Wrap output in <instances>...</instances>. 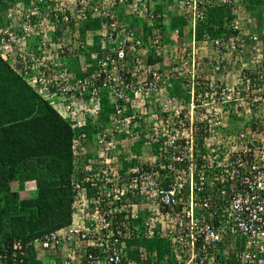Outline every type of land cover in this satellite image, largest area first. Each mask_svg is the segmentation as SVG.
Returning <instances> with one entry per match:
<instances>
[{
    "label": "built area",
    "instance_id": "1",
    "mask_svg": "<svg viewBox=\"0 0 264 264\" xmlns=\"http://www.w3.org/2000/svg\"><path fill=\"white\" fill-rule=\"evenodd\" d=\"M215 3L236 16L229 36L205 40L215 63L207 80L199 73L194 28ZM239 3L173 0L186 25L168 34L159 25L167 26L169 17L148 0L8 3L0 20V58L72 128L96 127L98 147L93 169L85 168L88 174L73 183L77 199L70 224L30 243L14 240L10 264H32L25 261L29 246L39 253L60 249L59 264H158L156 252L128 246L152 238L168 242L170 264H264L262 40L246 32ZM123 5L131 12L119 21L115 11ZM131 14L148 25L146 36L142 25L127 24ZM93 19L102 21L99 50L91 55L95 67L83 77L67 66L77 59L84 69L85 43L65 37L72 26ZM69 41L73 46L67 47ZM91 44L88 39L86 46ZM149 54L167 64L165 74L160 62L147 65ZM230 62L238 64L234 81L211 78ZM177 79L184 81L182 98L168 94ZM101 93L111 107L107 121L101 118ZM229 108L238 117L241 108L248 116L255 112L253 129L220 134ZM143 125L148 131L142 146H158L146 156L130 155L134 163L120 173L113 151L120 144L128 150ZM85 139L83 132L73 138L75 156L85 153ZM221 242L224 247L217 248ZM5 259L0 254V264Z\"/></svg>",
    "mask_w": 264,
    "mask_h": 264
},
{
    "label": "trees",
    "instance_id": "2",
    "mask_svg": "<svg viewBox=\"0 0 264 264\" xmlns=\"http://www.w3.org/2000/svg\"><path fill=\"white\" fill-rule=\"evenodd\" d=\"M29 1L0 0V8L2 7L0 20L8 3L22 2L28 5ZM118 8L115 15L119 21L130 15L131 11H128L125 5ZM155 9L160 11L162 6L156 5ZM230 11L232 10L217 6L215 3L206 10L205 19L195 25L194 38L197 43L200 70L206 69L208 74L211 65L215 63L212 60L213 56L208 55L206 51L205 40L230 35L229 23L236 16L231 15ZM164 14L169 17L167 26L159 25V27L156 22L152 23L153 26L156 25L161 29V33L168 34L176 28L180 30L186 24V20L180 16L168 15L166 12ZM237 14L245 15L246 19H250V25L254 24L259 36L264 35V0H241ZM131 15L128 21L125 20L127 24L142 25L146 30L144 34L146 36L149 33L148 25L142 23L135 14ZM101 22V20H89L80 26H72L70 32L66 34V39L76 37L77 42L85 43V48L81 51L85 57L83 71L77 69L79 65L77 59L67 66L77 75L89 76L95 67L91 55L99 50L98 32L101 30ZM88 39L92 44L86 46ZM69 42L67 47L73 46V43ZM166 42L169 43L170 39L166 38ZM178 44L180 43L177 42ZM155 62H160L159 72L165 74L168 70L167 64H163L160 58L154 60L149 54L147 65ZM170 82L168 94L182 98L185 91L184 81L177 79ZM101 96L103 109L101 118L106 120L111 113V107L104 93H101ZM50 102L36 94L16 74L10 63L0 58V254L6 256L7 264L11 261L10 252L14 240H20L24 244L30 243L36 238L70 224L72 214L76 211L77 199L73 183L80 182L81 178L88 174L89 170L85 168L93 169L91 162L95 159L98 148L94 143L96 127L87 124L82 128H72L71 123L61 118ZM231 115L238 117L235 111L234 114L230 111L227 117ZM146 128V125H143L140 139L128 146V150L121 148V144L114 149L113 154H118L120 173L134 163V159L128 162L127 158L130 155H144L142 134L148 131ZM225 129L227 128H221L219 133L234 134V132H226ZM81 132L86 135L85 153L82 156H75L72 152V140ZM157 146L158 144L152 145L151 150H155ZM28 187L34 188L35 194L32 197L21 198L20 192ZM86 190V195L90 196L92 191L89 192L90 189L87 188ZM130 245L144 246L148 252H156L158 264H170L174 261L173 252L169 249L166 240L152 238L138 243L129 242L128 246ZM224 245V242H221L217 248H223ZM26 251L25 261L45 264L32 255V246Z\"/></svg>",
    "mask_w": 264,
    "mask_h": 264
},
{
    "label": "crops",
    "instance_id": "3",
    "mask_svg": "<svg viewBox=\"0 0 264 264\" xmlns=\"http://www.w3.org/2000/svg\"><path fill=\"white\" fill-rule=\"evenodd\" d=\"M166 3L169 4V6L167 8H162L163 11L166 12L168 15H176L177 14L176 13V9H174L172 7L173 0H166ZM250 23H251L250 22V19L244 20L243 27L247 28L246 32L252 33V34L253 33H257V30L254 28V26L250 25ZM185 25H184V27H185ZM243 57L246 58L247 57V53H245V55ZM262 63H263V61H262ZM77 69L79 71L80 70L82 71L83 68L80 67V65H79V67H77ZM201 72L202 73L203 72L205 73L204 77L210 78V76L208 75V73H206V72H208L206 69H203ZM231 72H233V71H231ZM212 79L219 80V78H215V77H213ZM228 80H229V78H228ZM252 114H253V116H254V114L256 115L255 112L252 113ZM239 118L240 117H236L235 115L234 116L231 115L230 117H227L226 118L227 119L226 120V123H225V128H227V129H225L226 132L227 131L228 132H236V130H233V129H237V128H240V129L242 128L245 131H250L251 129H253V124H252V121L250 120L252 118L251 115L248 117L249 119H248L247 123H245V122L240 123L239 122L240 121ZM236 122H237V125H236ZM257 132H258L257 130L254 131V134H256ZM143 148H144V150L142 151V152H144L143 153L144 154L143 156L149 155L150 154V151H153L151 149H148L147 147H143ZM31 191H33L31 187L30 188L29 187L28 188H25L24 191L20 192V197L21 198L32 197L35 194V191L30 195ZM23 194L24 195L27 194V195L23 196ZM31 253H32V255L35 256L36 260H40L42 262H45V264H50V263L59 264L60 263V256L62 255V254H60V252L58 250L56 251L55 249H52L50 252L41 251V253L32 250Z\"/></svg>",
    "mask_w": 264,
    "mask_h": 264
},
{
    "label": "rangeland",
    "instance_id": "4",
    "mask_svg": "<svg viewBox=\"0 0 264 264\" xmlns=\"http://www.w3.org/2000/svg\"><path fill=\"white\" fill-rule=\"evenodd\" d=\"M148 1H151V3H152V5H153V8L154 7H156V5H160V6H162V8H167L168 6H169V4H167L166 3V0H148ZM160 2V3H159ZM239 2L241 3V0H239ZM240 3H239V5H240ZM2 8V7H1ZM0 8V9H1ZM5 11V10H4ZM4 11L2 12V14L4 13ZM243 17H244V19L245 18H247L245 15H243ZM252 26H253V23L251 24ZM253 28V27H252ZM258 36H259V34L258 33H256ZM264 38V35L263 36H259V38H260V40H262V43H261V50H262V54L264 55V44H263V38ZM182 40H183V44H185V45H187L188 44V42H189V39H188V36H183L182 38H181ZM178 45H180V44H178ZM249 54L247 53V59H249V56H248ZM246 58H244L245 60H246ZM261 65H263V67H264V58H263V63L261 64ZM252 69H257V68H253V67H250V70H252ZM231 75H230V78L231 79H234V75H235V72H231L230 73ZM230 109V111H232L233 112V114H234V110H232V109H234V108H229ZM241 116H240V123H243V122H245V123H247V121H248V117L250 116H248V114H245L244 113V111L242 110V108L240 109V110H238L237 111ZM254 113V112H253ZM251 119L250 120H252L253 118H254V116H252V114H251ZM236 125H237V122H236ZM238 129H240V128H237V129H233V130H238ZM32 190L33 191H31V193H30V195L35 191V189L34 188H32ZM25 195H27V194H25ZM24 194H23V196H25ZM29 195V196H30ZM22 196V197H23Z\"/></svg>",
    "mask_w": 264,
    "mask_h": 264
},
{
    "label": "clouds",
    "instance_id": "5",
    "mask_svg": "<svg viewBox=\"0 0 264 264\" xmlns=\"http://www.w3.org/2000/svg\"><path fill=\"white\" fill-rule=\"evenodd\" d=\"M246 19V18H245ZM245 55V53L243 54V56ZM242 56V59L244 60V61H248V60H245L244 59V57ZM262 56H263V54H262ZM226 67L224 68V70L226 71H222V73H219V74H215V75H213L211 78H213V77H215V78H219V79H221V78H225L226 80H228V78H229V80L228 81H234L235 79H236V71H237V66H238V64L236 65V63L234 64V63H232V62H230V63H228L227 65H225ZM231 71H233V72H235V75H234V79H231L230 78V73H231ZM199 73H200V75L201 76H203L204 77V75H205V73L203 72H201V70L199 71ZM224 73L226 74L225 76H224ZM211 76V75H210ZM207 80H208V78H206ZM242 129V128H241ZM239 130V129H238Z\"/></svg>",
    "mask_w": 264,
    "mask_h": 264
}]
</instances>
